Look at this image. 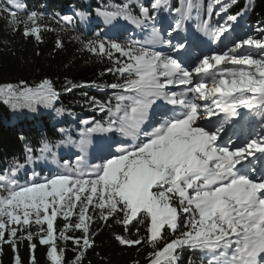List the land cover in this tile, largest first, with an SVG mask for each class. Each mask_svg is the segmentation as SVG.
<instances>
[{
    "label": "snow or ice",
    "instance_id": "6c2138e0",
    "mask_svg": "<svg viewBox=\"0 0 264 264\" xmlns=\"http://www.w3.org/2000/svg\"><path fill=\"white\" fill-rule=\"evenodd\" d=\"M8 2L17 9L23 8L20 0ZM215 2L220 4L221 0ZM131 3L139 0H128L112 11L98 14L106 23L122 18L137 27L154 19L142 3L140 15H133ZM168 7L169 0H154L151 4L156 12ZM195 7L193 0H182L181 7L174 9L180 14L174 30L184 27ZM228 7L230 4H222L223 11ZM6 10L0 7V12ZM9 14L13 27L23 23L25 36L41 39L40 28L35 26L37 13L32 12L23 21L17 12ZM228 19L234 21L236 17ZM229 27L216 29L214 39L218 41ZM197 28L204 35L212 31L208 21L199 23ZM158 39L159 30L153 27L148 43ZM168 43L171 46V41ZM85 46L91 52L106 55L114 49L127 61L108 69L118 73L122 83L90 85L117 90L116 103L99 106L100 111L108 113L106 124L96 122L93 127H86L77 146L86 153L90 136L98 131L119 133L132 142L116 153L101 144V155L97 157L101 163L88 164L86 155H79L74 165L65 161L64 172L42 182L21 185L15 175L24 167L22 164L0 174V245L8 243L15 250L17 241H32L35 235L41 245H49L47 257L51 264H64L63 249H58L57 240L74 239L80 248L73 264H80L84 251L92 245L90 228L94 219L107 222L119 216L116 222L124 226L138 218L141 223L147 220L146 239L119 235L116 239L122 245H139L142 241L152 245L149 264H175L177 250L184 248L204 252L209 257L207 264H264V175L252 177L242 165L256 153L264 156V134L257 133L256 138L241 145H233L231 140L218 143L225 124L239 117L240 109L259 117L264 130V38L241 40L227 51L203 56L191 68L171 55L145 47L115 42L106 47L102 40L88 41ZM184 47L176 45L173 50ZM177 85L185 86L184 90H170V86ZM57 99L50 80L36 87L23 81L20 85H0V101L13 108L34 111L35 106L50 107ZM158 100L178 106L179 111L173 107L154 126L145 129ZM214 116L221 118L214 121ZM82 123L87 126L92 122ZM67 142L73 141L69 138ZM46 150L48 145L41 149ZM90 208L95 215L90 214ZM58 217L65 224L57 235L54 223ZM182 217L185 230L179 231ZM33 226L37 229L35 234L31 231ZM166 229L175 238L166 240ZM74 230H82L83 235L75 238L66 234ZM161 242L163 247H157ZM30 248L35 250L36 244ZM30 259L35 264V257ZM15 264H21L19 255L15 256Z\"/></svg>",
    "mask_w": 264,
    "mask_h": 264
},
{
    "label": "trees",
    "instance_id": "16d2710c",
    "mask_svg": "<svg viewBox=\"0 0 264 264\" xmlns=\"http://www.w3.org/2000/svg\"><path fill=\"white\" fill-rule=\"evenodd\" d=\"M127 2L20 0L23 8L17 9L8 0H0V7L7 9L0 12V85H20L23 81L30 87H36L44 80H50L58 93L57 101L49 110L41 105L35 106L34 111L27 107L13 108L0 101V174H6L22 164L24 167L19 168L15 179L26 184L31 178L38 180L51 170L62 172L63 168L58 170L56 165L64 164L63 159H69V156L79 155L71 154V151L77 147L81 132L86 127H93L96 122L106 124L108 113L100 111L99 106L108 105L109 102L114 105L117 90L90 85L122 83L123 78L108 69L121 66L127 57L114 49L111 55L91 52L85 45L88 41L102 40L106 47L110 42H115L139 48L135 41L145 39V31H152L147 21L146 26L138 30L125 20L118 25L106 23L98 14L100 11H112L114 6ZM144 2L149 7L148 4L154 0ZM181 3L182 0H169V8L175 12L174 9L181 7ZM193 3L197 5L192 10L195 27L208 21L210 29L215 28L218 22L212 14L214 0H193ZM139 4H129L133 15H140ZM227 4H230V16L243 19L250 25L264 26V0H235V3L228 0ZM12 11L17 12L22 21L32 12L37 13L35 26L40 28L41 39L37 40L34 35L25 36L23 23L13 27L9 14ZM32 26L29 22V27ZM147 36L150 37V34ZM85 120L92 123L86 126L82 123ZM69 138L73 142H67ZM45 145L49 146V150L42 152ZM67 147H71V150ZM29 156L32 157L31 161L28 160ZM54 165L56 169L51 168ZM89 212L95 215L92 208ZM120 218H109L107 222L94 219L90 228L92 245L84 251L80 264H149V254L154 251L152 245L143 241L139 245H122L116 239L117 235L132 240L140 237L146 239L147 220L141 223L138 218L124 226L116 222ZM71 220L76 222V217L73 216ZM64 224L65 221L58 217L54 223L57 234ZM184 230L182 217L179 231ZM31 231L35 234L36 227L33 226ZM179 231L176 235H179ZM67 234L75 238L83 235L82 230ZM173 238L166 229L165 239L170 241ZM32 243L36 244L35 250L30 248ZM57 246L63 249L64 264H73L80 246L70 240H57ZM157 247H163V242ZM48 250L49 245H41L35 235L32 241H17L15 250L5 243L0 245V264H15L16 255L21 258V264H31L32 256L35 257V264H51L47 257ZM176 256L175 264H207L209 259L204 252L189 248L178 249Z\"/></svg>",
    "mask_w": 264,
    "mask_h": 264
},
{
    "label": "rangeland",
    "instance_id": "374dc122",
    "mask_svg": "<svg viewBox=\"0 0 264 264\" xmlns=\"http://www.w3.org/2000/svg\"><path fill=\"white\" fill-rule=\"evenodd\" d=\"M227 1L228 0H221V3L217 4L214 0V9L212 11V14L215 16V19L217 20L218 25L215 28L211 29L212 31L209 33V36H208V43L203 45V49H200L198 51L196 50L195 55L192 54L193 52L190 53V55L192 54L191 57L192 58L194 57V59L196 58L197 61L199 59H202L203 56L206 53H208L210 50H213L214 48H216L217 45L222 48V49H218V51L222 52V51H227L228 48L234 47L235 44L249 37H252L255 39L264 38V32L259 31L261 29H264V26H262L261 24L250 25V24H247L245 21H242L243 19L238 20L237 18L234 21L229 20L228 19V17H230L229 9L227 8L226 11L222 10V4H227ZM139 3H143L145 7H148L145 4L144 0H139ZM148 5H149L148 8L150 9V15L154 16V19L147 20V26L151 28L154 27L159 30V39L155 41L154 43H148L150 37L147 36V34H151V32L145 31L146 38L136 41L138 46L149 48L151 51L162 52L165 55H171L173 56V58L179 60L185 67H188V68L193 67L195 64H189L190 62L184 61L182 59V56L179 53V50L178 51L173 50V46H176L175 42H171V46L168 43V41H174V38H172L173 37L172 35L176 33V30H173V29L175 28L176 21L180 19V14L177 12H173L172 9L169 7L166 9L162 8L160 11L156 12L151 9V4H148ZM123 21L124 20L116 19L112 22L115 25H118L119 22H123ZM227 26H230L229 30L227 32H224L223 35L219 37L218 41L215 40L214 39L215 30L218 28L227 27ZM184 27H185V30H187V25L185 26V22H184ZM133 28H137L139 30V27L137 26H134ZM143 29H147V28H143ZM165 30H168V31L166 32ZM181 30L182 29H180V31ZM185 41H181L180 44H183L185 46L186 43L190 41V37L186 36ZM241 51H243V49ZM183 53L184 52H182V54ZM255 54L258 55V52H256ZM184 88L185 86L183 85H177L175 87L170 86V90L175 91L177 93L182 92ZM41 107H45L48 110L51 108V107H46L44 105H41ZM173 107H176L177 111H179L178 106H171L167 104L165 101L158 100L156 104L153 105V108L149 113V120L147 124L145 125V129H149L150 127L154 126L155 123L164 115V113L172 109ZM240 113H243V115H245V118L251 116L246 109H240ZM221 117L214 116L211 119L214 121H218ZM251 121H253V118ZM252 123H254V125L259 124V123H255L254 121ZM230 124L231 122L225 124L223 131L220 133V140L218 141V143L225 144L229 140H231L232 144H234L235 142L234 145H241L250 139L256 138L257 136V134L256 135L252 134L251 131H248V132L245 131L244 123H242L241 125L235 126L234 130L230 129ZM256 131L258 133H261V129L259 128V125L254 132ZM261 134H264V133H261ZM94 135H97L99 137V140H94ZM250 136H252V138H250ZM131 142L132 141L130 138L123 137L120 134L116 135V134H113V132L105 133V132L98 131V132L93 133L90 136V144L87 147L86 153H82L80 148L77 146L74 149H72L71 154L86 155L88 164H96V163L102 162L100 159L97 158L99 155H101V153L98 151V148L101 144L110 146L109 151L111 153H116L121 146H127ZM67 149L71 150V147H67ZM104 154L106 155L107 152H105ZM79 155L69 156V159H63V162L69 161L71 164L74 165L76 162V157ZM261 159H264V157L260 153H256L255 156H250L247 158V160L242 161V165L247 170L250 176L258 177V176L264 175L263 167L259 166ZM63 165L64 164H57L56 165L57 169L59 170L63 168L62 172H64L65 169ZM237 167H240V165H238ZM51 168L56 169L55 165L51 166ZM51 171L52 172L50 173H45V175L41 176V178H39L38 180H36L35 178V180H31V181L29 180V182H33V181L42 182L46 177H50L54 174L62 173L60 171L59 172H55L54 170H51ZM21 185H23V183ZM69 240L74 242V239H69Z\"/></svg>",
    "mask_w": 264,
    "mask_h": 264
},
{
    "label": "bare ground",
    "instance_id": "6f19581e",
    "mask_svg": "<svg viewBox=\"0 0 264 264\" xmlns=\"http://www.w3.org/2000/svg\"><path fill=\"white\" fill-rule=\"evenodd\" d=\"M240 24V23H239ZM175 29V28H174ZM173 29V30H174ZM218 49H222L220 46H218L217 45V47L216 48H214L213 50H210L208 53H206L204 56H211V55H213V54H215V53H218L219 51H218ZM192 54H194V53H192ZM191 54V55H192ZM191 55H190V57H191ZM192 58V57H191ZM222 115V114H221ZM94 140H99V137L97 136V135H94ZM233 142H234V140H233ZM238 142V141H237ZM234 144H235V142H234ZM233 144V145H234Z\"/></svg>",
    "mask_w": 264,
    "mask_h": 264
},
{
    "label": "water",
    "instance_id": "95a60500",
    "mask_svg": "<svg viewBox=\"0 0 264 264\" xmlns=\"http://www.w3.org/2000/svg\"><path fill=\"white\" fill-rule=\"evenodd\" d=\"M133 222H134V221H133ZM133 222H132V223H133ZM132 223H131V224H132Z\"/></svg>",
    "mask_w": 264,
    "mask_h": 264
}]
</instances>
